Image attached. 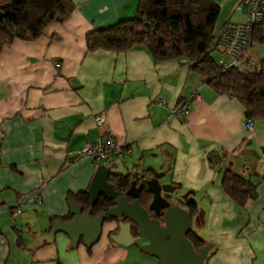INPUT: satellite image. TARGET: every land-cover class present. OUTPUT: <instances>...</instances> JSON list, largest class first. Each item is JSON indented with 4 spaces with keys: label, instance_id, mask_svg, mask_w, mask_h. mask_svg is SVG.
<instances>
[{
    "label": "crops",
    "instance_id": "0c3cea01",
    "mask_svg": "<svg viewBox=\"0 0 264 264\" xmlns=\"http://www.w3.org/2000/svg\"><path fill=\"white\" fill-rule=\"evenodd\" d=\"M73 1L66 20L0 52V264H161L143 249L148 239H112L113 221L92 247L83 239L72 245L63 232L38 243L71 214L72 195L88 190L104 164L72 156L108 132L123 151L105 166L139 173L165 156L161 170L171 168L163 182L189 192L197 202L191 228L213 244L205 264H264V120L254 119L249 130L246 105L216 92L185 59L155 61L145 47L90 51L87 33L134 16L139 0ZM215 1L216 32L228 21H247L242 0ZM256 43L251 56L258 63L264 43ZM194 93L200 98L190 113L173 116L172 107ZM229 168L257 186V198L243 207L222 187Z\"/></svg>",
    "mask_w": 264,
    "mask_h": 264
},
{
    "label": "trees",
    "instance_id": "16d2710c",
    "mask_svg": "<svg viewBox=\"0 0 264 264\" xmlns=\"http://www.w3.org/2000/svg\"><path fill=\"white\" fill-rule=\"evenodd\" d=\"M74 9L73 0H0V52L16 38H39L50 24L63 22ZM220 12L221 7L215 0H139L134 16L89 31L88 49L128 51L145 47L155 61L185 59L192 70L206 77L216 92L238 97L246 105L248 118L264 120V60L255 68L233 67L223 71L212 56L220 33L216 32ZM256 42L264 43V23L255 26ZM133 177L132 173L112 172L109 181L116 190L127 194ZM222 187L240 207L258 196L256 184L230 168L223 175ZM73 198L84 213L93 216L108 212L114 204L104 195L92 204L88 190L73 194L70 201ZM140 199L149 207L153 196L144 188ZM186 204L191 214L196 212L195 200H187ZM72 217L69 214L61 218L70 221ZM106 221L113 218L108 216ZM187 237L198 251L209 243L193 228Z\"/></svg>",
    "mask_w": 264,
    "mask_h": 264
},
{
    "label": "water",
    "instance_id": "95a60500",
    "mask_svg": "<svg viewBox=\"0 0 264 264\" xmlns=\"http://www.w3.org/2000/svg\"><path fill=\"white\" fill-rule=\"evenodd\" d=\"M165 156H161V164H150L134 175L127 194H122L115 189L109 178L112 166L104 164L98 166L88 189L92 204L104 195L114 202L108 212H101L97 216L84 213L82 206L77 201L70 202V221L57 219L50 232L39 237L38 243L52 242L59 232L67 234L72 245H77L83 239L87 247L97 243L103 233L108 216L118 221L119 231L111 234L112 239L124 245L134 244L142 239L149 243L143 249L160 259L161 264H205L212 243H207L199 251L195 249L187 237V232L192 226L190 211L180 204L187 202L189 192L174 197L177 186L171 182H163L167 176L166 170H161L165 165ZM147 188L153 199L149 207L141 202V191ZM128 195L132 197L129 199ZM178 199V200H177ZM153 213V215H152ZM127 217L129 221L121 218ZM136 224L138 234L134 235L131 225Z\"/></svg>",
    "mask_w": 264,
    "mask_h": 264
},
{
    "label": "built area",
    "instance_id": "2783aa9c",
    "mask_svg": "<svg viewBox=\"0 0 264 264\" xmlns=\"http://www.w3.org/2000/svg\"><path fill=\"white\" fill-rule=\"evenodd\" d=\"M243 5L247 8V21L225 23L223 29L218 35L216 50H219L226 58L219 62L222 70L229 68H255L257 62L251 56V50L254 45V29L257 24L264 23V0H242ZM60 66V63H57ZM200 95L194 93L190 96L183 97L171 109L172 115L183 117L190 113L192 103L199 99ZM164 102V98H159ZM98 124L105 121V116L100 114L96 117ZM249 130L254 128V120L249 118L246 122ZM123 146L113 133H106L95 141L86 142L83 147L72 156L73 160L81 157H90L95 163H109L114 160L115 156L122 154ZM38 202L42 198L38 196ZM21 209L18 208L17 212Z\"/></svg>",
    "mask_w": 264,
    "mask_h": 264
},
{
    "label": "rangeland",
    "instance_id": "374dc122",
    "mask_svg": "<svg viewBox=\"0 0 264 264\" xmlns=\"http://www.w3.org/2000/svg\"><path fill=\"white\" fill-rule=\"evenodd\" d=\"M212 56L216 60V62H218V63L219 62H222L223 60H226V58L222 55V53L219 50H215L212 53ZM133 168H134L133 166H127V168H125V167H121V168L113 167L112 169L115 170V171H119V172H123V173H128L129 171H132ZM168 178H169V175L165 177V180L168 179ZM181 194H185V193H181L180 188H178L176 191H174V194L173 195L175 197V196H179Z\"/></svg>",
    "mask_w": 264,
    "mask_h": 264
},
{
    "label": "flooded vegetation",
    "instance_id": "af4514ba",
    "mask_svg": "<svg viewBox=\"0 0 264 264\" xmlns=\"http://www.w3.org/2000/svg\"><path fill=\"white\" fill-rule=\"evenodd\" d=\"M122 193V192H121ZM123 194V193H122ZM178 200V199H177ZM112 201V200H111ZM180 204L183 206L184 204H186V202H182V201H180ZM114 205V204H113ZM152 215H153V213H152ZM154 216V215H153ZM123 221H129L130 219L129 218H127V217H122L121 218ZM108 222V221H107ZM112 222V221H111ZM113 222H115V225H116V227L114 228V230H112L110 233H116V232H118L119 231V226H118V221H117V219L116 220H113ZM131 230H132V233L134 234V235H137L138 234V230H137V227H136V224H132L131 225Z\"/></svg>",
    "mask_w": 264,
    "mask_h": 264
}]
</instances>
